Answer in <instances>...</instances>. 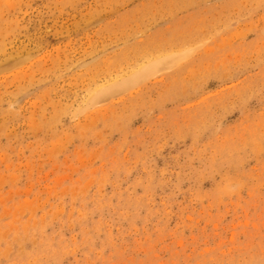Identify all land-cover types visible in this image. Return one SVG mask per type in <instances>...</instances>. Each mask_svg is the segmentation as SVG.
<instances>
[{"label":"rangeland","instance_id":"rangeland-1","mask_svg":"<svg viewBox=\"0 0 264 264\" xmlns=\"http://www.w3.org/2000/svg\"><path fill=\"white\" fill-rule=\"evenodd\" d=\"M0 264H264V0H0Z\"/></svg>","mask_w":264,"mask_h":264}]
</instances>
